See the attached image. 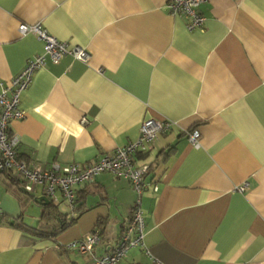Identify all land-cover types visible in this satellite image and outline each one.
<instances>
[{"label": "crops", "instance_id": "crops-1", "mask_svg": "<svg viewBox=\"0 0 264 264\" xmlns=\"http://www.w3.org/2000/svg\"><path fill=\"white\" fill-rule=\"evenodd\" d=\"M165 5L0 0L1 80L42 52L21 23L89 55L35 69L20 95L24 116L9 124L17 157L41 169L84 166L134 141L145 119L170 121L134 156L149 165L140 196L148 254L132 247L120 264H264V0H205L193 30ZM6 182L0 174V264H93L69 245L97 229L93 255L111 252L137 199L128 180L100 173L76 187L77 212L57 193L58 213L75 220L38 238L11 222L38 228L42 187L25 198Z\"/></svg>", "mask_w": 264, "mask_h": 264}, {"label": "built area", "instance_id": "built-area-1", "mask_svg": "<svg viewBox=\"0 0 264 264\" xmlns=\"http://www.w3.org/2000/svg\"><path fill=\"white\" fill-rule=\"evenodd\" d=\"M205 0H166V9L171 15H183L188 19L186 28H200L205 17L198 11L199 5ZM20 34H34L42 42V52L30 58L20 72L8 81L0 79V171H8L16 176L24 190L32 193L37 186L42 187L43 196L57 203L59 193L68 203L69 208H75L76 187L91 183L100 173L107 172L115 177L128 180L137 193V199L132 207L131 218L122 231L119 241L111 252L96 257L93 249L100 241L97 229L81 239L73 241L69 247L81 254L91 255L93 264H120L122 258L132 247L144 245L143 218L140 208V196L145 187L144 176L149 170L148 164L137 165L134 162L135 153L145 144L152 143L157 135L167 131L171 122L167 120L145 119L139 128L134 141L118 147L110 153L102 155L96 161L87 165L69 164L63 167L53 164L48 169L29 166L17 157L16 146L18 137L9 133V124L24 116L19 107L20 95L29 86L35 69L41 67L46 58L58 61L63 55L69 54L75 59L86 61L88 53L79 46L69 47L64 41L57 39L39 24L18 26ZM199 133L192 129L188 133L189 142L197 146ZM243 191L244 185L237 188ZM155 264L160 261L153 259Z\"/></svg>", "mask_w": 264, "mask_h": 264}, {"label": "trees", "instance_id": "trees-1", "mask_svg": "<svg viewBox=\"0 0 264 264\" xmlns=\"http://www.w3.org/2000/svg\"><path fill=\"white\" fill-rule=\"evenodd\" d=\"M0 174H2L7 180L6 185L8 190H12L14 193L18 195L22 194L25 198H31L30 192L23 189L20 180L16 176H14L12 173L8 171H0ZM76 202L78 203L77 200ZM56 206H57L56 203H53L50 200L48 203H45L42 212L43 216L39 221L40 222L39 226L38 228H35L33 230L27 229V227H25L24 224L18 220H14L11 223L17 228L29 231L38 238L47 237V236L55 237L61 230L66 228L70 223L74 222L76 217L74 215H71L72 217H69V219L66 220L63 216L60 215V213H58ZM75 207L77 212L79 209H77L78 208L77 206Z\"/></svg>", "mask_w": 264, "mask_h": 264}, {"label": "water", "instance_id": "water-1", "mask_svg": "<svg viewBox=\"0 0 264 264\" xmlns=\"http://www.w3.org/2000/svg\"><path fill=\"white\" fill-rule=\"evenodd\" d=\"M39 200L42 201L43 203H48L49 202V200L45 196L40 197Z\"/></svg>", "mask_w": 264, "mask_h": 264}]
</instances>
